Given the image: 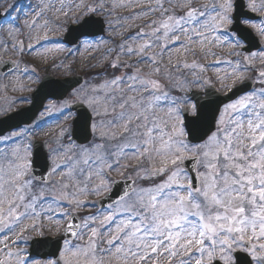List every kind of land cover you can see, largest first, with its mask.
Returning <instances> with one entry per match:
<instances>
[{"label":"snow or ice","instance_id":"1","mask_svg":"<svg viewBox=\"0 0 264 264\" xmlns=\"http://www.w3.org/2000/svg\"><path fill=\"white\" fill-rule=\"evenodd\" d=\"M119 8L126 12L113 20L97 16ZM257 12L264 0H16L0 13L6 77L39 79L25 55L91 51L105 27L113 31L98 61L112 74L77 104L58 114L42 102L0 110V264H264V39L256 38L264 16L257 26L249 15ZM69 15L74 37L50 35ZM225 46L233 59L205 62ZM221 65L231 72L216 78L232 79L229 87H260L227 104L211 98L201 90L216 91L208 71ZM78 105L94 122L59 125ZM49 124L56 134L36 139ZM45 247L55 251L33 254Z\"/></svg>","mask_w":264,"mask_h":264},{"label":"rangeland","instance_id":"2","mask_svg":"<svg viewBox=\"0 0 264 264\" xmlns=\"http://www.w3.org/2000/svg\"><path fill=\"white\" fill-rule=\"evenodd\" d=\"M16 2V0H0V11L2 13H5L7 9L11 5H13ZM23 2H31L33 4L38 3L39 0H23ZM71 2V0H69ZM77 3L80 2V0H76ZM85 4H94L96 0H83ZM74 13L79 14L80 12H85L86 10L82 7L73 9ZM126 12L125 9L119 8L116 10V13H114L113 16H107L104 13H98L97 16L104 15L105 20H113L115 18V15L117 13H124ZM256 16H264V13H253ZM61 21L64 24V27L61 31L56 33H50L52 36L56 37H64L66 31H68V28L70 25H76L75 21V15H69L67 17L61 16ZM23 21L21 20V23ZM254 22L259 26L261 23L260 19H254ZM123 31V29H121ZM113 35V31L107 27H105V31L102 36L97 37L96 40L91 41V43L96 44L97 48H93L91 51L87 50V46L80 49L79 52L73 53L72 55H69V51L65 50L63 52H57L54 49V46H50L52 50L48 53L44 54V59L41 60L37 57V54H33V56L29 57L25 55V59H30L33 61V65L36 68V71L39 73V79L33 76H23L20 73H16L14 76L6 77L4 75L1 76L0 74V110L8 109L9 112L16 111L20 109L21 107L27 106L30 104V101H20L17 103H14V101L17 100V98L22 96H30V94L36 89L37 85L41 82V80L45 76H51L55 79H65L68 77H75V76H82L84 79V82L82 85L77 87L75 90H73L69 96L60 101H49L47 105H54L55 107L51 108V111L54 113H59V109L63 108L66 104L72 105L77 103V101L83 99V91H86L89 87H94L98 85L99 83H102L104 79H107L109 76H111L112 72L111 70L108 71L107 75H105L104 69L106 67L105 63H99L98 61L101 59V57L105 53L106 47L111 46V41L108 40L109 37ZM256 37L258 39H264L260 38L258 34H256ZM119 39V37H117ZM100 41H104V43H100ZM73 47H75L73 45ZM217 51H220L223 53L222 57H208L207 61L212 60H218V59H233V57L228 55L229 48L227 46L222 48H217ZM260 50V49H259ZM258 50V51H259ZM8 55H12L9 53ZM248 53L243 51L241 53V57L247 56ZM95 56L96 59H92V57ZM54 57L55 59H52ZM65 57H67L66 65L63 68L54 67L53 64H58L61 60H63ZM7 58V57H5ZM13 59H16L17 56L13 55ZM258 63V62H257ZM70 65V67H68ZM21 67H24L22 64ZM219 71V76L223 77L225 73H230L231 68H229L227 65H221L220 69L212 68L209 69L208 75L213 77L212 79V87H214L219 93L226 94L230 92L233 87H229L233 85L232 79H217L216 75ZM246 75L252 76L253 73L251 71L247 72ZM254 88H259L260 85L253 80ZM27 85L25 88H21L20 85ZM237 83L236 85H238ZM235 85V86H236ZM205 90V89H204ZM201 90V91H204ZM234 102V101H233ZM75 112L72 110V118L69 119L67 116H63L59 120V125H65L70 124L72 125V121L75 118ZM93 115V121L94 122V114ZM58 131V127L56 124H49L46 125L44 130L40 132L35 138L36 139H44L47 138V136L55 135ZM115 175V173L113 174ZM84 211H95V209H86ZM47 223V221H46ZM52 237L58 236V233L56 231H53L51 233ZM20 247H27L24 244L19 245Z\"/></svg>","mask_w":264,"mask_h":264},{"label":"water","instance_id":"3","mask_svg":"<svg viewBox=\"0 0 264 264\" xmlns=\"http://www.w3.org/2000/svg\"><path fill=\"white\" fill-rule=\"evenodd\" d=\"M237 11L239 12V8L237 9ZM249 15L251 16L252 19H255V16H253L252 14H249ZM76 27L77 26H72L69 28L68 32L65 35V37H67L68 40H71L74 37L75 32L73 31V29H75ZM103 33H104V31L99 33V35H102ZM254 45H255V40H254ZM258 48H259L258 46H253L251 48V50L253 51V50H256ZM245 51H247V50H245ZM64 80H67L68 83L63 84V86H58V85H55L52 83L54 81H64ZM82 83H83V77H81V76L70 77V78H65V79H55L51 76H46L43 78L42 82L37 87L36 91L31 95L32 103L34 102L36 104V106H39L41 102L43 104H45V102L48 99H56L58 101H61V100L65 99L67 97V95L72 90H74L76 87H78ZM42 84H44L43 88H41ZM252 88H253V82H251L250 84L245 83V85H243V86L237 85L228 94H225V95H222L221 93H219L217 91L213 92L211 89H205V92H207L208 95L211 96V98L215 99V98L219 97L220 100H222L223 104H227V103L237 99L240 95H242L243 92L251 91ZM32 103L28 107H31ZM28 107H25V108H28ZM72 110H75L77 113V117L74 120V126H73L74 130L78 127V125L76 123L77 120H79L80 125H83L85 122L89 121L90 117L92 118L89 110L82 107V106L78 105L77 107L73 108ZM37 171H39V169ZM49 251H55V249L51 248V247L33 249V254H37V253L43 254V253H47Z\"/></svg>","mask_w":264,"mask_h":264}]
</instances>
